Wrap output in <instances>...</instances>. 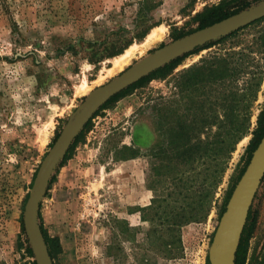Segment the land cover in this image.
Segmentation results:
<instances>
[{"label": "rangeland", "instance_id": "374dc122", "mask_svg": "<svg viewBox=\"0 0 264 264\" xmlns=\"http://www.w3.org/2000/svg\"><path fill=\"white\" fill-rule=\"evenodd\" d=\"M221 4L230 11L245 5L0 0V264L35 262L18 246L21 229L26 238L24 205L40 163L84 98L197 31V16ZM261 19L96 110L39 206L40 227L59 242L52 264H210L222 209L248 165L264 110ZM158 29L161 38L114 70L118 57ZM242 222V232L249 230L243 264H264V175Z\"/></svg>", "mask_w": 264, "mask_h": 264}, {"label": "water", "instance_id": "95a60500", "mask_svg": "<svg viewBox=\"0 0 264 264\" xmlns=\"http://www.w3.org/2000/svg\"><path fill=\"white\" fill-rule=\"evenodd\" d=\"M264 17V1L229 16L208 27L197 30L159 49L151 58H145L107 85L95 89L84 98L68 119L47 155L39 165L23 211V228L36 264H52L40 224L39 206L49 181L64 158L70 145L96 110L115 94L171 61ZM264 175V135L236 184L230 200L218 223L209 249L210 264H234L235 253L242 232L251 196ZM227 252L224 253L225 248Z\"/></svg>", "mask_w": 264, "mask_h": 264}, {"label": "trees", "instance_id": "16d2710c", "mask_svg": "<svg viewBox=\"0 0 264 264\" xmlns=\"http://www.w3.org/2000/svg\"><path fill=\"white\" fill-rule=\"evenodd\" d=\"M236 1H242L243 3H245V5H242L240 9H236V10H233V11H230V7L229 5L227 4H221V5H218L210 10H208L206 13L204 14H200L197 16V21L199 22V26H198V30L200 29H203L205 27H208L214 23H217L231 15H234L242 10H245L249 7V5L246 4V0H236ZM261 1L263 0H254V4H258L260 3ZM262 20V19H260ZM260 20H256L244 27H241L239 28L238 30L240 29H244L245 27L251 25V24H254ZM237 30V31H238ZM236 31H233L229 34V36H232L233 34H235ZM228 36V37H229ZM212 43L214 42H209L207 44H204V46H200V47H197L195 48L192 52H189L187 54H183L182 56L176 58L175 60L171 61L169 64H166L164 66H162L161 68L151 72L150 74H148L147 76H144L143 78H141L140 80H138L137 82L133 83L132 85L128 86L127 88H125L124 90H122L121 92L115 94L114 96H112L110 99L107 100V102L104 104V105H107L109 104L110 102H113L115 101L116 99L124 96L127 92L135 89V88H138L140 87L141 85H143L144 83L152 80V79H157V78H163L164 76L167 75V73L169 71L172 70L173 66L180 62L183 58H185L186 56L190 55V54H193L195 52H198L200 50H202L203 47L207 46V45H211ZM257 128L254 130L253 132V137L252 139L250 140L249 142V145L247 147V152H248V160H247V164L251 158V154L252 152L256 149V147L258 146L261 138L263 137L264 135V110L261 112L259 118H258V124H257ZM246 164V165H247ZM244 171V170H243ZM242 171V173H243ZM242 175V174H241ZM52 183V182H50ZM231 192L232 190L228 193V199L231 195ZM225 211V207L222 209V213ZM41 228V231H42V234H43V237H44V240H45V243L48 247V252H49V255L52 256L53 254L56 255L59 253V250H60V247H59V242H58V238L56 237H49L47 236L42 227ZM249 230L244 229L242 234H241V239H240V242L238 244V248H237V251L235 253V258H234V264H243L244 263V258H245V243H246V239L249 235ZM22 235H23V229H21V233L18 237V246L20 249H23L24 248V252L26 254V256L30 257V258H33V255H32V252L28 246V242L25 238V240L23 241L22 240ZM24 243H25V247H24ZM24 264H35V262H25Z\"/></svg>", "mask_w": 264, "mask_h": 264}, {"label": "bare ground", "instance_id": "6f19581e", "mask_svg": "<svg viewBox=\"0 0 264 264\" xmlns=\"http://www.w3.org/2000/svg\"><path fill=\"white\" fill-rule=\"evenodd\" d=\"M196 32V31H195ZM161 36H162V30L161 29H158L157 31H155V32H153V33H151L148 37H147V39H146V42H145V44L144 45H142L141 47H138V46H132V47H130L129 49H127L125 52H124V54H122L120 57H118V59H116L115 60V62H114V70H120V69H122L125 65H127L128 64V62H129V60L130 59H132V58H134V57H136L137 56V54L138 53H140L142 50H143V48H145V47H148L149 45H151L152 43H154L156 40H158L159 38H161ZM159 51V50H158ZM158 51H156V53H158ZM155 53V54H156ZM153 56V55H152ZM152 56H150V57H145V58H151ZM145 58H143V59H145ZM143 59H141V60H143ZM141 60H139V61H141ZM138 61V62H139ZM137 63V62H136ZM135 63V64H136ZM134 65V64H133ZM132 65V66H133ZM131 67V66H130ZM129 67V68H130ZM128 68V69H129ZM127 69V70H128ZM126 71V70H125ZM124 71V72H125ZM123 72V73H124ZM123 73H121V74H123ZM120 74V75H121ZM119 75V76H120ZM119 76H117V77H119ZM117 77H115V78H117ZM115 78H113L112 80H114ZM112 80H110V81H112ZM109 81V82H110ZM108 82V83H109ZM108 83H106V84H104L103 86H105V85H107ZM100 87H102V86H100ZM97 88H99V87H97ZM96 88V89H97ZM95 90V89H94ZM93 90V91H94ZM93 91H91L87 96H89ZM86 96V97H87ZM85 97V98H86ZM227 249H228V247L227 248H225V251H224V253H226L227 252Z\"/></svg>", "mask_w": 264, "mask_h": 264}, {"label": "flooded vegetation", "instance_id": "af4514ba", "mask_svg": "<svg viewBox=\"0 0 264 264\" xmlns=\"http://www.w3.org/2000/svg\"><path fill=\"white\" fill-rule=\"evenodd\" d=\"M264 18V17H263Z\"/></svg>", "mask_w": 264, "mask_h": 264}]
</instances>
